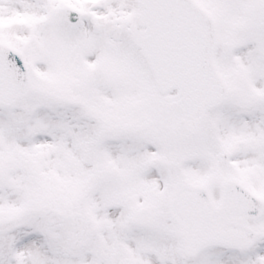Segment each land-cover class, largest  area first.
<instances>
[{
    "label": "snow or ice",
    "instance_id": "snow-or-ice-1",
    "mask_svg": "<svg viewBox=\"0 0 264 264\" xmlns=\"http://www.w3.org/2000/svg\"><path fill=\"white\" fill-rule=\"evenodd\" d=\"M0 264H264V0H0Z\"/></svg>",
    "mask_w": 264,
    "mask_h": 264
}]
</instances>
